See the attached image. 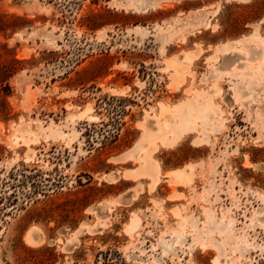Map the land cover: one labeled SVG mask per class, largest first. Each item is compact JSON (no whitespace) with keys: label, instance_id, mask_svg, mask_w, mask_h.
Returning <instances> with one entry per match:
<instances>
[{"label":"rangeland","instance_id":"1","mask_svg":"<svg viewBox=\"0 0 264 264\" xmlns=\"http://www.w3.org/2000/svg\"><path fill=\"white\" fill-rule=\"evenodd\" d=\"M144 1L0 0V264H264V0Z\"/></svg>","mask_w":264,"mask_h":264},{"label":"bare ground","instance_id":"2","mask_svg":"<svg viewBox=\"0 0 264 264\" xmlns=\"http://www.w3.org/2000/svg\"><path fill=\"white\" fill-rule=\"evenodd\" d=\"M157 0H148V2L146 3L145 1L143 2V3H145V4H147V5H149V4H153L154 2H156ZM191 55V54H190ZM187 58V57H186ZM193 58V57H192ZM188 59V58H187ZM189 61H190V59H189ZM177 62V61H176ZM174 63V62H173ZM192 63V62H191ZM178 66L180 67V65L178 64ZM177 70V69H176ZM180 71V70H179ZM183 72V71H182ZM178 73V72H177ZM179 74V73H178ZM177 74V75H178ZM179 76V75H178ZM182 76H184V75H182ZM181 76V77H182ZM180 79V78H179ZM181 80V79H180ZM179 81V80H178ZM177 84V83H176ZM197 103V102H196ZM198 103H199V101H198ZM197 103V104H198ZM211 105V104H210ZM209 105V106H210ZM213 105V104H212ZM178 106V109L175 111V114H173V117L171 118V119H169V120H167V119H165V117H166V112H167V110L168 109H164L163 110V112L160 114V115H157V116H154V117H147V119L145 120V123H144V140H145V143L148 145V144H150V148H151V145L153 144L154 145V143L153 142H155V139L159 136V137H163V138H161V139H165L164 138V132H165V130L166 129H168L169 128V130H170V132H171V129H170V126H172V124H173V127H175V126H180L181 128H180V130L183 128V126L185 125V124H187V123H190V121L193 119V115H192V111H194L193 110V104H181V106L179 107V105H177ZM204 106H208V105H204ZM214 107V106H213ZM177 108V107H176ZM204 108V107H203ZM209 108V110L211 109V107H208ZM200 109V108H199ZM201 109H202V107H201ZM201 109H200V112H201ZM171 110H172V108H171ZM204 111V110H203ZM208 111V110H207ZM196 112V114H197V111H195ZM199 112V113H200ZM204 113V112H203ZM202 113V115L204 116V114ZM195 114V113H194ZM215 114V113H214ZM201 115V114H200ZM207 115V114H206ZM209 115V114H208ZM180 117L181 118V123L180 122H174V120L175 119H177L176 117ZM212 116H213V114H212ZM215 116V115H214ZM206 117V116H205ZM216 117V116H215ZM167 118V117H166ZM206 118H209L208 116L206 117ZM205 118V119H206ZM198 119H200V118H198ZM176 121V120H175ZM205 121V120H204ZM187 126H191V125H189V124H187ZM192 126H193V124H192ZM178 128V127H177ZM184 130V129H183ZM192 130V129H191ZM172 131H173V129H172ZM185 131V130H184ZM182 132V131H181ZM173 133V132H172ZM176 133H178V130H177V132ZM175 133V134H176ZM168 136V135H167ZM158 137V138H159ZM157 138V139H158ZM168 138H169V136H168ZM173 138H174V136H173ZM176 138V137H175ZM167 139H165L164 141H166ZM173 141V140H172ZM167 142V141H166ZM171 142V141H170ZM144 143V144H145ZM137 144V143H136ZM144 147H146V146H144ZM156 147V146H155ZM149 148V150H146V149H142V150H145V157H144V159L146 160V161H144L145 162V164H144V166H145V172H144V174H148V175H150V176H152L155 180H157L158 178H160L159 177V174H160V170H159V167L155 164V162L152 164V163H150V161H151V149ZM135 149V148H134ZM153 149V148H152ZM154 150V149H153ZM132 152V151H131ZM133 152H134V150H133ZM142 152V151H141ZM136 153V152H135ZM139 153V152H138ZM132 154V153H131ZM130 155V154H129ZM132 155H134V154H132ZM136 155H137V153H136ZM142 155H143V153H142ZM153 155V154H152ZM130 157H131V155H130ZM133 157V156H132ZM131 157V158H132ZM127 158V157H126ZM125 158V159H126ZM153 158V157H152ZM154 159V158H153ZM152 159V160H153ZM118 160V159H117ZM124 160V159H123ZM143 161V160H142ZM140 172V171H139ZM180 174H182V173H179L178 174V176L180 175ZM142 175V174H141ZM183 175V174H182ZM186 175V174H185ZM189 176H190V174H188ZM146 176V175H145ZM181 176V175H180ZM181 177H183V176H181ZM180 180H181V178L180 177H178ZM187 179V178H186ZM185 179V180H186ZM189 179H192L191 177L189 178ZM188 180V179H187ZM186 180V181H187ZM189 181V180H188ZM157 182V181H156ZM191 182V181H190ZM132 201V200H131ZM102 203H104V201L102 202ZM108 208V207H107ZM110 209V208H109ZM111 213V212H110ZM136 216H138V215H136ZM140 217V216H139ZM139 222H138V219L137 218H134L133 219V221H132V224H131V229L133 230V229H135L136 227H138L139 226V224H138ZM77 233V232H76ZM79 233V232H78ZM77 233V234H78ZM81 233V232H80ZM44 233H43V231L40 229V227H38V226H34V227H32L30 230H29V232H28V234L26 235V241L28 242V244H31V245H40L43 241H44V235H43ZM76 235V234H75ZM71 248V247H70Z\"/></svg>","mask_w":264,"mask_h":264}]
</instances>
